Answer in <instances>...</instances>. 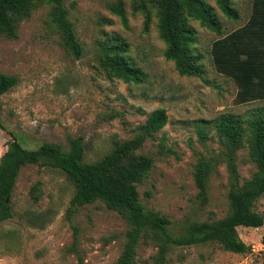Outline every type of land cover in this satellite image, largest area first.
Segmentation results:
<instances>
[{"label": "rangeland", "instance_id": "374dc122", "mask_svg": "<svg viewBox=\"0 0 264 264\" xmlns=\"http://www.w3.org/2000/svg\"><path fill=\"white\" fill-rule=\"evenodd\" d=\"M120 1L127 26L107 7ZM137 0H63L82 56L74 59L60 45L49 19V6L40 4L16 27V37L0 36V73L14 76L16 85L0 96V156L11 138L32 150L41 142L67 147L68 138H80L85 162H93L111 148L113 141L126 140L146 115L162 108L165 126L142 145L140 153L153 160L144 181L137 185L139 202L170 221L176 234L187 221H208L227 214L226 173L219 165L210 177L208 201L199 206L191 172L198 157L219 150L208 130L203 144L198 142L197 120H211L227 113L246 117L260 104L234 105L235 87L217 75L209 61V47L217 35L189 24L195 31L193 49L202 56L204 80L181 77L172 63L164 60L163 43L158 39L152 16L143 31L142 17L133 13ZM237 20L226 19L212 0L222 32L228 33L248 19L251 0H231ZM108 20L109 25L103 24ZM117 34L128 44V56L146 74L138 85L107 78L95 63V42L103 34ZM163 138V145L159 142ZM239 182L254 171L246 149L237 152ZM38 183L39 200L34 203L31 188ZM72 186L57 169L35 165L22 167L9 199L11 217L0 222V264H112L121 251L126 224L101 203L78 207L70 222L65 211ZM264 218V195L254 204ZM76 229V254L67 252L72 229ZM238 238L249 247L245 254L222 251L214 244L172 248L165 264H264V225L236 227ZM156 248L141 243L136 264H151Z\"/></svg>", "mask_w": 264, "mask_h": 264}, {"label": "trees", "instance_id": "16d2710c", "mask_svg": "<svg viewBox=\"0 0 264 264\" xmlns=\"http://www.w3.org/2000/svg\"><path fill=\"white\" fill-rule=\"evenodd\" d=\"M217 10L229 20L238 15L231 0H212ZM49 6L48 19L58 35L61 47L74 59L82 56L72 23L68 20L63 0H0V36L16 37L17 24L29 17L40 4ZM107 10L126 28L123 5L115 1ZM133 13L142 17L143 31L148 30L152 16L158 39L163 43L162 56L173 65L178 76L204 80L202 56L195 52V31L189 24L218 36L209 47V61L214 72L232 82L235 87L234 105L260 104L246 113L245 118L223 113L211 120H197L198 142L203 144L211 130L219 150L198 157L191 177L199 206L208 201L210 177L219 165L226 173L227 214L219 219L184 222L173 234L170 221L157 212L147 210L139 202L137 185L147 177L153 165L150 156L140 153L146 140L166 124V112L157 108L132 129L126 140L113 141L111 148L93 162H85L84 145L80 138H68L67 147L41 142L35 149L23 148L11 138L0 156V222L11 217L8 205L19 170L27 165L57 169L72 186V196L65 211L70 222L78 207L101 203L115 212L126 224L121 251L112 264H136V249L141 243L155 246L151 264H165V256L172 248L214 244L225 252L242 255L249 251L237 236L236 227L259 228L264 218L254 211V204L264 195V0H251L250 13L240 27L223 33L221 23L207 0H137L132 3ZM111 22L103 20V24ZM95 63L109 79L123 84L138 85L146 74L128 56V44L119 35L103 34L95 42ZM17 83L14 76L0 73V96ZM163 145V138L159 147ZM246 149L248 162L254 171L239 182L236 170L237 152ZM38 183L31 188L34 203L39 200ZM72 234L69 253L76 254V229ZM264 244V236L261 238Z\"/></svg>", "mask_w": 264, "mask_h": 264}]
</instances>
